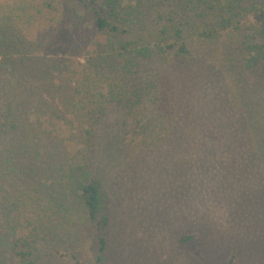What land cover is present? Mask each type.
I'll use <instances>...</instances> for the list:
<instances>
[{"label":"rangeland","instance_id":"1","mask_svg":"<svg viewBox=\"0 0 264 264\" xmlns=\"http://www.w3.org/2000/svg\"><path fill=\"white\" fill-rule=\"evenodd\" d=\"M77 1L0 0L6 41H0V60L16 71L3 76L2 92L17 94L14 105L26 101L22 119L30 129L35 121L43 129L34 140L44 143L37 157L46 150L54 162L77 152L91 156L80 135L89 121L80 109L88 92L104 86L93 83L95 69L86 59L100 53L107 60L106 34L94 30L90 8ZM146 1L121 0L120 17L143 9L144 28L173 12L188 52L150 65L155 85L166 93L165 119L147 99L138 113H113L92 127L95 141L113 137V144H96L93 157L111 217L98 264H264V62L248 58L236 34L212 37L195 0H183L191 2L185 13L178 0ZM133 29L141 32L135 23ZM3 125L0 142L6 143ZM190 233L198 236L180 245ZM96 242L88 230L73 244L42 246L41 264H97Z\"/></svg>","mask_w":264,"mask_h":264},{"label":"trees","instance_id":"2","mask_svg":"<svg viewBox=\"0 0 264 264\" xmlns=\"http://www.w3.org/2000/svg\"><path fill=\"white\" fill-rule=\"evenodd\" d=\"M148 1L160 0H147L145 6ZM169 1L174 3V0ZM77 2L90 8L94 15V30L106 34L108 52L107 60L100 53L86 59V63L95 69L93 83L104 84L101 92L87 93L88 105L80 109V115L89 121V129L80 131V135L85 147L91 149L90 157L77 152L76 156L62 157L54 162L55 158L46 150L45 157H37L39 153L35 149L44 143L36 144L34 140L40 139L43 129L39 126L42 124L32 122L34 129H30L26 125L29 121L21 117L26 101L14 105L17 94L2 92L6 90L3 76L15 77L12 73L16 71L9 70L13 63L0 60V95L3 93L4 98L0 110L5 107L0 121L3 120L2 127L10 139L6 143L0 142V264H41L39 249L42 246L53 248L73 244L88 230H93L97 239V264L104 260L108 244L102 234L110 227L111 217L106 185L98 164L94 163L98 157H93L96 144L98 146L102 139L107 145L113 144L110 142L113 137L104 134L95 141L92 127L100 125L113 113H138L147 99L165 119L166 93L155 85L153 80L158 75L152 79L150 65L167 60L165 56L171 52L176 57L188 52L185 37L173 22L175 14L171 11L166 17L159 15L153 24L148 20V26L143 28V17L139 16L140 11H145L136 8L138 10L127 12L121 18V0ZM189 2L178 0L176 4L185 13L191 6ZM194 3L202 10L199 17L204 16L211 23L212 37L225 30L232 36L236 34L239 47L248 58L264 62V0H195ZM134 23L141 32L133 29ZM0 41L6 42L1 35ZM5 56L10 57L8 53ZM102 61L103 66L98 69ZM95 84L91 83L90 87ZM197 236L196 233L183 235L179 244L187 245ZM196 256L203 258L199 252Z\"/></svg>","mask_w":264,"mask_h":264}]
</instances>
